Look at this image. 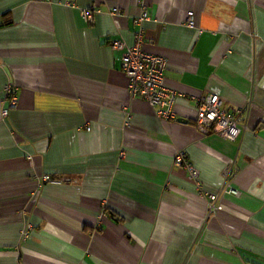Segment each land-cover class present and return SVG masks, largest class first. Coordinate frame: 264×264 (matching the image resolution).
Segmentation results:
<instances>
[{"label":"crops","instance_id":"1","mask_svg":"<svg viewBox=\"0 0 264 264\" xmlns=\"http://www.w3.org/2000/svg\"><path fill=\"white\" fill-rule=\"evenodd\" d=\"M144 11L176 120L110 48ZM211 95L245 118L233 142L196 127ZM0 264H264V0H0Z\"/></svg>","mask_w":264,"mask_h":264},{"label":"built area","instance_id":"2","mask_svg":"<svg viewBox=\"0 0 264 264\" xmlns=\"http://www.w3.org/2000/svg\"><path fill=\"white\" fill-rule=\"evenodd\" d=\"M93 9H84L81 16L84 21L92 22ZM114 18L120 16V11L114 8L110 11ZM149 17L144 11L135 20L140 27L142 22ZM185 26L193 28L195 26L193 12L186 13ZM143 30L141 27L135 34V42L132 46L126 45L122 40H114L110 48L114 51H121V69L124 72L128 86L127 90L131 98L143 99L153 110L155 116L164 121L176 120L174 106L177 94L167 88L165 84L166 61L159 56L145 53L142 50ZM4 95L9 102V106L15 107L17 99L15 90L11 85L4 88ZM7 109L2 111V116L7 114ZM244 117L235 114H228L222 109V104L217 95H211L199 100L195 114L196 127L202 134H217L227 141H235L243 130L247 128ZM175 165L182 167L189 173V177L195 182L198 180V170L188 161L186 155L179 152L175 155ZM43 181H49L48 176L42 177ZM207 212L216 214L221 206L217 203V198L213 194H208ZM29 228L23 232V238H27Z\"/></svg>","mask_w":264,"mask_h":264},{"label":"water","instance_id":"3","mask_svg":"<svg viewBox=\"0 0 264 264\" xmlns=\"http://www.w3.org/2000/svg\"><path fill=\"white\" fill-rule=\"evenodd\" d=\"M179 121H182L181 119Z\"/></svg>","mask_w":264,"mask_h":264}]
</instances>
